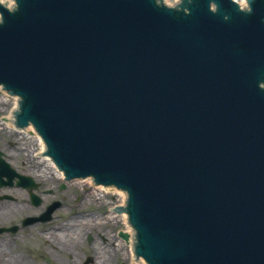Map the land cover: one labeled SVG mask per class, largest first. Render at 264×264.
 <instances>
[{
  "label": "water",
  "instance_id": "obj_1",
  "mask_svg": "<svg viewBox=\"0 0 264 264\" xmlns=\"http://www.w3.org/2000/svg\"><path fill=\"white\" fill-rule=\"evenodd\" d=\"M192 1L0 5V85L67 179L128 191L151 264H264V0Z\"/></svg>",
  "mask_w": 264,
  "mask_h": 264
},
{
  "label": "flooded vegetation",
  "instance_id": "obj_2",
  "mask_svg": "<svg viewBox=\"0 0 264 264\" xmlns=\"http://www.w3.org/2000/svg\"><path fill=\"white\" fill-rule=\"evenodd\" d=\"M15 137L19 138L16 141L17 146L12 143V146L7 148L1 145L4 139L0 136V164L2 160L5 161L13 170L9 173L11 177L16 175L13 180L4 177L0 185V215L11 207V212L14 213V216L10 214L11 217L7 219H4L7 213L4 214L0 222V255L13 253V248L18 247L19 242H24V232L32 233L36 230L39 234L36 241L29 243L30 245H20L26 247V252H45L49 245V251H46L47 260L45 254L42 253L43 258L40 256L43 264H116L118 261L115 262V258L124 254L122 251H114L120 242L126 243L123 238L124 222L119 219L115 221L121 225L116 231L96 235L88 233L82 239V230H94L97 228V222L94 216L88 219L91 222L85 223V220H81L89 217L88 211L80 210L86 206L87 199L84 195L73 194L70 186L81 185L85 189L84 192L90 188L76 181L57 185L54 178L45 177L39 143L33 142L30 136H23L22 133ZM49 181L53 182L52 185ZM118 204L121 202L115 205ZM53 205L54 213L49 216L48 208ZM107 209L102 216H108L109 205ZM56 221L60 223L54 227ZM108 238L113 242L108 241ZM80 247L82 248L79 249ZM111 247L114 249H109ZM66 252L69 253L68 257H64ZM125 257V254L122 255L124 261H129V257ZM32 260L35 264L36 258ZM22 262L17 260L16 263Z\"/></svg>",
  "mask_w": 264,
  "mask_h": 264
},
{
  "label": "rangeland",
  "instance_id": "obj_3",
  "mask_svg": "<svg viewBox=\"0 0 264 264\" xmlns=\"http://www.w3.org/2000/svg\"><path fill=\"white\" fill-rule=\"evenodd\" d=\"M171 4H174V3L171 2ZM8 109H10L8 103L7 104H0V124L3 123L2 122L3 121V117H6L8 115ZM12 131H13L12 129L5 128L3 125L0 126V136H2V138L4 139L3 143H1V145L3 147H7L8 148V147L12 146V143L17 146V142L16 141L19 138H16L15 136L17 135V133L12 132ZM20 137H22V136H20ZM11 154H13V153H11ZM45 177H47L49 179L54 178L57 181V185L61 184V182H62L61 179H59V178H57V177H55L53 175L51 176L50 174L45 175ZM51 181H49V183H51V185H52L53 182H51ZM70 189H72V193L73 194L75 193L76 195H78V194L79 195H84L86 197V199H87V201H85V205L86 206L84 208L80 209L82 212H84V211H88L89 212L88 213L89 217H87L86 221L91 222L88 219L93 218L92 216H94L95 220L97 222V228H95L94 230H92V231L86 230V232H85L84 229L82 230L83 231L82 239H84L87 236L88 233H92L94 235H96L97 233H102V232L108 233V232H111L112 230L116 231V229H118V226H121V225H119L120 223H116L115 222L117 220L109 219L108 216L107 217L102 216V214L108 210L107 209L108 205H110L113 202H115L113 200L114 198H112L110 195H106L105 196L102 193H96V190L94 192L92 189H89L88 191L84 192L85 189L81 185L70 186ZM63 194H64V192H63ZM93 195L95 197H93ZM4 211L5 210L3 209V212ZM11 211H13L12 207H11V209L9 211L4 213V214L7 213L6 214V218H4V219L10 218L11 217L10 214H12L14 216V213L11 212ZM9 212H11V213H9ZM4 214L0 215V222H1L2 217H3ZM81 220H84V219H81ZM86 221H85V223H86ZM59 223H60L59 221H56L54 223L55 224L54 227L56 225H59ZM24 234L25 235L22 238V240H24L23 243H25V244H29V243H32V242L36 241V237H38V235H39L38 233H36V230L33 231L32 233L24 232ZM108 241L113 242L109 238H108ZM23 243L19 242L18 243L19 246L18 247H14L13 248V253H10L12 258H13V256H17V260L20 258L23 261L20 264H34V262H32L33 261L32 259H34V258H36V263L35 264H43V262L40 259V256H42V258H43V254H45V257H46V260H47V255L48 254H46V251L47 250L49 251V247H50L49 245H48V248L45 250V252L44 251L26 252V247H24L23 245H20V244H23ZM113 245H117V244H111V246H113ZM81 248L82 247H80L79 249H81ZM109 249H114V248L111 247ZM109 249H107V250H109ZM51 251H53V250H51ZM68 254L69 253L66 252L64 254V257H68ZM122 255H124V254H122ZM122 255H120L117 258H115V262L118 261V262H116V264H123V263H126V262H127V264H129V261H126V260L124 261V258H122ZM31 257H32V259H31ZM125 259H127V257H125ZM16 264H19V263H16ZM48 264H50V263L48 262Z\"/></svg>",
  "mask_w": 264,
  "mask_h": 264
},
{
  "label": "bare ground",
  "instance_id": "obj_4",
  "mask_svg": "<svg viewBox=\"0 0 264 264\" xmlns=\"http://www.w3.org/2000/svg\"><path fill=\"white\" fill-rule=\"evenodd\" d=\"M9 105L10 109H8V115H7V118L9 119L7 124L3 125V124H0V126H4L5 128H11L13 129L12 132H15L14 131V123H15V109L17 108V104H18V100L17 98L16 99H11V96H9L8 94H5L1 88H0V104H7ZM31 132L33 133L32 129H29L26 133H22L23 136H30V138L33 140V142H38V138H36V136H34L33 134H31ZM42 160V159H41ZM42 165L44 166V174L45 175H48L50 174L51 176H55L61 180H63L64 178V172L61 173V170L60 168L56 165V163H48V161L46 159H43L42 160ZM86 185H88L90 187V183L89 182H84ZM84 183H81V184H84ZM92 187V186H91ZM96 190V193H102V194H112L114 195L116 198H120L121 201L120 202H123L124 201V197L122 196V194L118 193L116 190H111V189H106V190H98V188H94L93 191ZM116 191V192H115ZM122 196V197H121ZM95 197V196H94ZM110 219H116V220H120V221H123L124 219L123 218H120V217H116V216H113L111 215L109 217ZM87 219V218H86ZM86 219H84L86 221ZM124 222V221H123ZM117 249H115L114 251L115 252H123L126 257H129V261H130V250H127L125 244L123 242H120L118 245H117ZM21 259L19 258L18 261H20ZM17 262V256H12L10 254H2L0 255V264H14ZM142 264H146L144 261L141 262ZM130 264H132V262L130 261Z\"/></svg>",
  "mask_w": 264,
  "mask_h": 264
}]
</instances>
